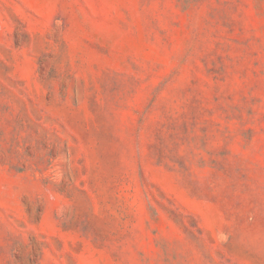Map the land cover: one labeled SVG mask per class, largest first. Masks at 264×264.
I'll use <instances>...</instances> for the list:
<instances>
[{
  "label": "rangeland",
  "instance_id": "1",
  "mask_svg": "<svg viewBox=\"0 0 264 264\" xmlns=\"http://www.w3.org/2000/svg\"><path fill=\"white\" fill-rule=\"evenodd\" d=\"M0 264H264V0H0Z\"/></svg>",
  "mask_w": 264,
  "mask_h": 264
}]
</instances>
